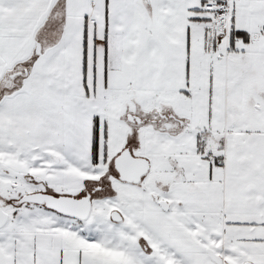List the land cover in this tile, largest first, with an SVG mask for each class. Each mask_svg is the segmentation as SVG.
<instances>
[{"label":"snow or ice","instance_id":"6c2138e0","mask_svg":"<svg viewBox=\"0 0 264 264\" xmlns=\"http://www.w3.org/2000/svg\"><path fill=\"white\" fill-rule=\"evenodd\" d=\"M0 264H264V0H0Z\"/></svg>","mask_w":264,"mask_h":264}]
</instances>
